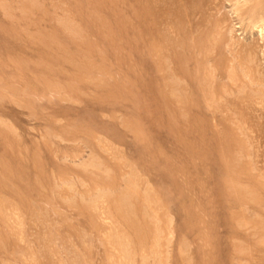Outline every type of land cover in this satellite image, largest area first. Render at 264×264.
I'll use <instances>...</instances> for the list:
<instances>
[{
  "label": "rangeland",
  "instance_id": "rangeland-1",
  "mask_svg": "<svg viewBox=\"0 0 264 264\" xmlns=\"http://www.w3.org/2000/svg\"><path fill=\"white\" fill-rule=\"evenodd\" d=\"M153 1L0 0V264H264V0Z\"/></svg>",
  "mask_w": 264,
  "mask_h": 264
},
{
  "label": "bare ground",
  "instance_id": "bare-ground-1",
  "mask_svg": "<svg viewBox=\"0 0 264 264\" xmlns=\"http://www.w3.org/2000/svg\"><path fill=\"white\" fill-rule=\"evenodd\" d=\"M149 1H151V0H149ZM156 1V0H155ZM155 1H153V2H155ZM258 1H260V0H258ZM257 1V2H258ZM262 1V0H261ZM28 2V1H27ZM33 2H34V0H33ZM36 2V1H35ZM170 2V1H169ZM176 2V1H175ZM158 3H160V2H158ZM157 3V4H158ZM151 4V3H150ZM262 4V3H261ZM33 6H34V3L32 4ZM152 5H153V3H152ZM29 6V5H28ZM38 6V5H37ZM146 6V5H145ZM151 6V5H150ZM162 6V5H161ZM255 6H257V5H255ZM146 7H148V6H146ZM145 7V8H146ZM157 7V6H156ZM168 7V6H167ZM32 8V7H31ZM37 8V7H36ZM154 8V7H153ZM169 8V7H168ZM172 8V7H171ZM254 8H256V7H254ZM157 8H155V9H153V10H156ZM40 10V9H39ZM65 10V9H64ZM150 10H151V8H150ZM161 11H162V9H160ZM254 10H256V9H253V12H254ZM139 11V10H138ZM152 11V10H151ZM174 11V10H173ZM252 11V10H251ZM261 11V10H260ZM152 12H155L156 13V11H152ZM171 12V11H170ZM264 12V11H263ZM147 13V12H146ZM160 13V15H161V12H159L158 11V13H156V14H159ZM259 13H261V12H259ZM144 14V13H143ZM255 14V13H254ZM146 15V14H145ZM151 15V14H150ZM155 15V14H154ZM159 15V16H160ZM149 16V15H148ZM151 17H153V15L151 16ZM150 17V18H151ZM153 19V18H152ZM155 19H157V18H154V20ZM159 19V18H158ZM158 19H157V21H158ZM139 20V19H138ZM62 21V20H61ZM160 21V20H159ZM140 22V21H139ZM183 22V21H182ZM71 23V22H70ZM154 23H156V22H154ZM153 23V24H154ZM176 23V22H175ZM259 23V22H258ZM261 23H263V28L260 30L261 31V34H264V16L261 18ZM67 24H68V21H67ZM150 24H151V22H150ZM64 25V24H63ZM155 25V24H154ZM153 25V26H154ZM74 26V25H73ZM78 26V25H77ZM150 26V25H149ZM152 26V27H153ZM156 26H158L157 25V23H156ZM61 27V26H60ZM62 27H64V26H62ZM66 27V26H65ZM69 28H68V30L69 29H71V27L70 26H68ZM155 28V27H154ZM173 28V27H172ZM66 29H67V27H66ZM171 29V28H170ZM169 30V29H168ZM71 31V30H70ZM72 31H73V29H72ZM175 31V30H174ZM185 31V30H184ZM75 33H76V31H74ZM79 32V30L77 31V33ZM68 33V32H67ZM73 33V32H72ZM76 33V34H77ZM80 33V32H79ZM70 34V33H69ZM85 34V33H84ZM74 35V34H73ZM79 35V34H78ZM158 35V34H157ZM165 35V34H164ZM168 36V35H167ZM171 36V35H170ZM155 37V36H154ZM166 37V36H165ZM71 38V37H70ZM75 38H77L76 37V35H75ZM139 38V37H138ZM177 39V38H176ZM81 41V40H80ZM85 41V40H84ZM87 41V40H86ZM95 41V40H94ZM78 42V41H77ZM184 43V42H183ZM54 44V43H53ZM91 44H92V42H91ZM170 44V43H169ZM39 45V44H38ZM57 45V44H56ZM86 45V44H85ZM87 45H89V44H87ZM92 46H93V44H92ZM160 46V45H159ZM163 46V45H162ZM52 47V46H51ZM86 47V46H85ZM88 47V46H87ZM155 47V46H154ZM158 47V46H157ZM91 48V47H90ZM90 48H88V50H90ZM172 48H174V47H172ZM55 49V48H54ZM87 49V48H86ZM92 49V48H91ZM152 49V48H151ZM157 49V48H156ZM156 49H155V51H156ZM49 50V49H48ZM64 50H62L61 52H63ZM54 52V51H53ZM65 52V51H64ZM63 52V53H64ZM69 52V51H68ZM89 52V51H88ZM168 52V51H167ZM207 52V51H206ZM69 54V53H68ZM157 56V55H156ZM161 56V55H160ZM8 57V56H7ZM60 58H61V56H60ZM63 58V57H62ZM176 58V57H175ZM190 60V59H189ZM73 61V60H72ZM153 61V60H152ZM187 61V60H186ZM41 62V61H40ZM64 62V61H63ZM66 62H67V60H66ZM65 62V63H66ZM84 62H86V61H84ZM88 62V61H87ZM70 63V62H69ZM74 63V62H73ZM76 64H77V62H75ZM188 63V62H187ZM44 64V63H43ZM66 64H68V63H66ZM79 64V63H78ZM78 64H77V66H78ZM83 63H81L79 66H84V64L82 65ZM87 64H90V63H86L85 65H87ZM186 64V63H185ZM13 65V64H12ZM35 65V64H34ZM183 65V64H182ZM71 66V65H70ZM76 66V65H75ZM73 67H74V64H73ZM86 67V66H85ZM88 67V66H87ZM49 68H50V66H49ZM77 68V67H76ZM90 66H89V69H88V71L90 70ZM105 68V67H104ZM58 69V68H57ZM61 69V68H60ZM77 69H79V70H76V72L77 71H80V67H78ZM82 70H83V67L81 68ZM87 70V68H84V70ZM93 69V68H92ZM106 69V68H105ZM51 70V69H50ZM158 70V69H157ZM110 71V70H109ZM62 72H64V71H62ZM83 72H85V71H83ZM82 72V73H83ZM18 73V72H17ZM158 73V72H157ZM185 73V72H184ZM68 74V73H67ZM73 74V73H72ZM75 74V73H74ZM89 74V73H88ZM85 75V74H84ZM109 75V74H108ZM107 75V76H108ZM63 76V75H62ZM80 76V75H79ZM161 76H162V74H161ZM213 76V75H212ZM211 76V77H212ZM69 77V76H68ZM88 77V76H87ZM100 77V76H99ZM119 77V76H118ZM8 78V77H7ZM13 78V77H12ZM46 78V77H45ZM35 79V78H34ZM163 79V78H162ZM79 80V79H78ZM82 80V79H81ZM127 81V80H126ZM77 82V81H76ZM83 82V81H82ZM117 82V81H116ZM66 83V82H65ZM81 83V82H80ZM124 83V82H123ZM130 83V82H129ZM164 83V82H163ZM208 83V82H207ZM209 83H210V81H209ZM69 84V83H68ZM126 84H127V82H126ZM56 85V84H55ZM58 85V84H57ZM93 85V84H92ZM95 85V84H94ZM168 86V85H167ZM67 88V87H66ZM57 89V88H56ZM62 89V88H61ZM68 90V89H67ZM163 90V89H162ZM212 92V91H211ZM110 96V95H109ZM9 97V96H8ZM107 97V96H106ZM113 97V96H112ZM5 98H6V96H5ZM207 98H209V97H207ZM8 99V98H7ZM17 99V98H16ZM160 99V98H159ZM15 100V99H14ZM12 101V100H11ZM24 103V102H23ZM211 104V103H210ZM137 107V106H136ZM32 108V107H31ZM118 108V107H117ZM113 109V108H112ZM166 109V108H165ZM138 112V111H137ZM41 114V113H40ZM107 117V116H106ZM181 118V117H180ZM183 119V118H182ZM71 120V119H70ZM184 121V120H183ZM70 122V121H69ZM137 122V121H136ZM152 122V121H151ZM102 125H103V123H102ZM129 125V124H128ZM125 127V126H124ZM64 128V127H63ZM174 128V127H173ZM140 131V130H139ZM130 132V131H129ZM68 133V132H67ZM82 133V132H81ZM133 133H134V131H133ZM138 134H139V132H138ZM137 135V134H136ZM142 135V134H141ZM102 139V138H101ZM105 140V139H104ZM140 142V141H139ZM227 148V147H226ZM36 153V152H35ZM94 157V156H93ZM166 157V156H165ZM95 158V157H94ZM97 159V158H96ZM99 163V162H98ZM102 163H103V161H102ZM80 164V163H79ZM38 165V164H37ZM101 166V165H100ZM5 167V166H4ZM39 168V167H38ZM229 168H230V165H229ZM234 170V169H233ZM60 171V170H59ZM84 173V172H83ZM52 175V174H51ZM133 176H134V174H132ZM36 177V176H35ZM51 177V176H50ZM133 178V177H132ZM13 179V178H12ZM103 179V178H102ZM129 179V178H128ZM108 180H110V178L108 179ZM130 180H132V179H130ZM3 181V180H2ZM61 181V180H60ZM133 182V181H132ZM135 182V181H134ZM234 182V181H233ZM232 182V183H233ZM127 183V182H126ZM7 184H9V183H7ZM230 184V183H229ZM234 184V183H233ZM81 185V184H80ZM237 185H239V184H237ZM243 186V185H242ZM92 187V186H91ZM245 187V186H244ZM131 188V187H130ZM232 188V187H231ZM247 188V187H246ZM94 189H97V188H94ZM56 190V189H55ZM237 190H238V188H237ZM130 191V190H129ZM243 191V190H242ZM245 191H246V189H245ZM245 191H244V193H245ZM248 191V190H247ZM247 191H246V193H247ZM134 192V191H133ZM231 192V191H230ZM241 192V191H240ZM135 193V192H134ZM239 193V192H238ZM130 194H131V192H130ZM241 193H239V195H240ZM253 194V193H252ZM124 195V194H123ZM244 195V194H243ZM251 195V194H250ZM137 196V195H136ZM146 196V195H145ZM144 196V197H145ZM149 196V195H148ZM170 196H171V194H170ZM248 196H249V194H248ZM150 197V196H149ZM46 198V197H45ZM121 198V197H120ZM132 198V197H131ZM137 198V197H136ZM147 198V197H146ZM152 198V197H151ZM115 199H117V198H115ZM156 199V198H155ZM243 199V198H242ZM122 200V199H121ZM120 200V201H121ZM113 201V200H112ZM123 201V200H122ZM124 201H126V200H124ZM6 202V201H5ZM101 202H103V200L101 201ZM114 202V201H113ZM115 202H118L117 204L119 205V201L118 200H115ZM127 202V201H126ZM126 202H125V204H126ZM143 202V201H142ZM158 202V201H157ZM247 202V201H246ZM10 203V202H9ZM137 203V202H136ZM121 205H122V203H121ZM124 205V204H123ZM128 205H131L130 203L128 204ZM137 205V204H136ZM3 206V205H2ZM120 206V205H119ZM139 206V205H138ZM137 207V206H136ZM76 208V207H75ZM124 208V207H123ZM126 208V207H125ZM124 208V209H125ZM128 208V207H127ZM130 208V207H129ZM141 208V207H140ZM11 209V208H10ZM88 209V208H87ZM92 209V208H91ZM120 209V208H119ZM128 210V209H127ZM92 211V210H91ZM95 211V210H94ZM125 211V210H124ZM5 212V211H4ZM14 212V211H13ZM32 212V211H31ZM121 212V211H120ZM133 212V211H132ZM126 213H128L127 211H126ZM137 213V212H136ZM7 214V213H6ZM20 214V213H19ZM244 214V213H243ZM1 213H0V218H1ZM14 215V214H13ZM143 215V214H142ZM245 215V214H244ZM9 217V216H8ZM130 217V216H129ZM24 218V217H23ZM113 218V217H112ZM146 218V217H145ZM4 219H6V218H4ZM116 219V218H115ZM131 219V218H130ZM137 219V218H136ZM149 219V218H148ZM7 220V219H6ZM127 220H128V218H127ZM141 220V219H140ZM131 221V220H130ZM139 221V220H138ZM146 221V220H145ZM150 221V220H149ZM134 223H135V221H133ZM144 222V221H143ZM264 222V221H263ZM138 223V222H137ZM140 223V222H139ZM148 223H150V222H148ZM241 223V222H240ZM10 224H13V222L12 223H10ZM130 224V223H129ZM136 224V223H135ZM254 224V223H253ZM259 224V223H258ZM21 225V224H20ZM122 225V224H121ZM138 225V224H137ZM136 225V226H137ZM145 225H146V223H145ZM4 226V225H3ZM71 226V225H70ZM141 226V224H139V227ZM144 226V224L142 225V227L141 228H144L143 227ZM247 226V225H246ZM20 227V226H19ZM134 227V226H133ZM151 228H152V226H150ZM157 227V226H156ZM251 227H252V225H251ZM14 228V227H13ZM140 228V229H141ZM254 228V227H253ZM149 229V228H148ZM159 229V228H158ZM240 229V228H239ZM255 229V228H254ZM261 229V228H260ZM12 230V229H11ZM129 230H131V229H129ZM137 230H139V228L137 229ZM144 230V229H143ZM135 231V230H134ZM131 232V231H130ZM158 232V231H157ZM146 233V232H145ZM148 233H149V231H148ZM58 234V233H57ZM122 234V233H121ZM120 234V235H121ZM127 234V233H126ZM131 234V233H130ZM137 234V233H136ZM135 234V237L137 236V235H139V234H137L136 235ZM142 234V233H141ZM144 234V233H143ZM150 234V233H149ZM156 234V233H155ZM159 234H160V232H159ZM263 234V233H262ZM118 235H119V233H118ZM146 235V234H145ZM79 236V235H78ZM83 236V235H82ZM123 236H124V238H125V235L123 234ZM123 236H121V237H123ZM129 236V235H128ZM140 236H142V235H139V238H141ZM155 236V235H154ZM153 236V237H154ZM161 236V235H160ZM201 236V235H200ZM115 237V236H114ZM138 237V236H137ZM136 237V238H137ZM113 238V237H112ZM112 238L110 239V240H112ZM120 238V237H119ZM124 238H123V240H124ZM128 238V237H127ZM148 238V237H147ZM202 238H203V236H202ZM115 239H116V237H115ZM122 239V238H121ZM126 239V238H125ZM145 240H146V238H144ZM153 239V238H152ZM6 240V239H5ZM131 239H130V237H129V241H130ZM144 240V241H145ZM158 240V239H157ZM161 240V239H160ZM1 241V240H0ZM118 241V244H121V241H120V243H119V240H117ZM116 241V242H117ZM126 241V240H125ZM139 242H140V240H138ZM137 241V242H138ZM152 241V240H151ZM154 241H155V239H154ZM49 242H51V241H49ZM158 242V241H157ZM257 242V241H256ZM123 243H124V241H123ZM126 244V246H127V242H125ZM136 243V242H135ZM153 243H155V242H153ZM130 244V243H129ZM152 244V243H151ZM150 244V245H151ZM114 245V244H113ZM123 245V244H122ZM121 245V246H122ZM155 245V244H154ZM140 246H141V244H140ZM54 247V246H53ZM117 247H119V246H117ZM123 247V246H122ZM134 247V246H133ZM146 247V246H145ZM155 247V246H154ZM142 248V247H141ZM116 249V248H115ZM120 249V248H119ZM123 249V248H122ZM129 249V248H128ZM131 249V248H130ZM129 249V250H130ZM135 249V248H134ZM138 249H140V248H138ZM154 249V248H153ZM124 250V249H123ZM142 250V249H141ZM146 250V249H145ZM119 251V250H118ZM151 251V250H150ZM158 251V250H157ZM123 252V251H122ZM139 252V251H138ZM120 253V252H119ZM157 253V252H156ZM143 254H144V252H143ZM128 255V254H127ZM136 255V254H135ZM135 255H134V257H135ZM121 256V255H120ZM126 256V255H125ZM134 257H132V258H134ZM83 259H84V257H83ZM90 260V259H89ZM128 260V259H127ZM136 260V259H135ZM85 261V260H84ZM122 261V260H121ZM129 261V260H128ZM146 261V260H145ZM143 263H144V261H142ZM84 263V262H83ZM106 263V262H105ZM111 263H112V261H111ZM122 263V262H121ZM127 263V262H126ZM130 263H131V261H130ZM133 263V262H132ZM122 264H124V262L122 263ZM135 264V263H134Z\"/></svg>",
  "mask_w": 264,
  "mask_h": 264
}]
</instances>
